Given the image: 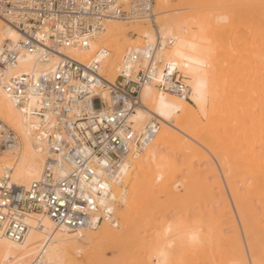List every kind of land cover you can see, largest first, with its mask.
<instances>
[{"label":"bare ground","instance_id":"6f19581e","mask_svg":"<svg viewBox=\"0 0 264 264\" xmlns=\"http://www.w3.org/2000/svg\"><path fill=\"white\" fill-rule=\"evenodd\" d=\"M170 1H154L158 65L130 116L136 129L155 117L159 130L143 153L127 158L104 182L96 201L98 215L109 217L71 232L43 211H25L15 218L23 227L19 238L7 235V223L0 228V264H64L95 242L116 249L125 264H264V0H178V8ZM6 37L19 39L12 30ZM155 38L148 24L110 20L91 35L87 48L61 51L99 63L112 83L119 74L134 76L131 52ZM59 60L20 51L0 78V186L26 189L39 179L47 156L39 105L30 98L17 107L3 84L13 74L51 71ZM165 73L177 74L185 98L158 87ZM100 97H106L104 90ZM214 118L226 142L204 130L202 121ZM3 131L12 132L10 143L2 142ZM164 149L184 155L188 175L178 182L174 176L167 181L178 169L170 168L176 159L163 155ZM208 154L215 162H209L211 172L194 174L192 160H207ZM235 161L241 164L231 170ZM157 175L159 182L168 176L170 188L161 181L155 193ZM154 210L165 213L162 222L172 213L183 216L149 241L143 232L162 223L155 222Z\"/></svg>","mask_w":264,"mask_h":264},{"label":"built area","instance_id":"2783aa9c","mask_svg":"<svg viewBox=\"0 0 264 264\" xmlns=\"http://www.w3.org/2000/svg\"><path fill=\"white\" fill-rule=\"evenodd\" d=\"M154 1L0 0V78L16 65L20 51L60 57L51 71L37 76L13 74L3 84L17 107L30 98L39 105L47 150L39 179L26 189L0 186V208L6 211L0 212V228L7 223L8 236H21L23 227L15 218L25 211H43L57 227L71 232L109 217L98 215L96 198L104 191V182L127 158L143 153L159 130L155 117L141 129L130 121L140 105V88L158 65ZM110 20L148 24L156 36L154 43L143 41L131 52L134 76L119 74L112 83L99 63L79 61L61 51L87 48L91 35ZM10 30L19 35L18 41L6 37ZM158 87L185 98L176 73H165ZM102 90L105 98L100 97ZM1 135L3 143H10L11 131Z\"/></svg>","mask_w":264,"mask_h":264},{"label":"rangeland","instance_id":"374dc122","mask_svg":"<svg viewBox=\"0 0 264 264\" xmlns=\"http://www.w3.org/2000/svg\"><path fill=\"white\" fill-rule=\"evenodd\" d=\"M171 4H172V7L178 8L176 6V5H178V0H171L170 5ZM224 11H225V9H224ZM179 12H185V10H183V11L181 10ZM157 18H159V15H157ZM128 36H130V35L128 34ZM234 60H236L235 56H234ZM227 65L228 66L229 65L235 66V63L231 62V63H227ZM231 85H233V84H231ZM230 87L231 86L228 85V88H230ZM242 94H243V92H242ZM248 118H249L248 116H244V115L241 117V119H244L245 121H248ZM218 121L219 120L216 118L209 120V121L203 120L202 124H203L204 130L207 129L206 131L209 130L210 132H214V134H216V137L218 138V141L222 142L224 139H221V138H224V137L220 132ZM2 130L3 129H1V131ZM162 153H163V155L169 156L171 161L175 158L176 163L175 164L173 163V166H171L170 168L175 169V167H176V169H178V171H176L177 173L174 171L175 174L173 173V175L169 176V178H168V176L162 177L160 179L161 181H163L162 183H164V181L167 180V178H168L167 181L169 182L173 176H174L175 180L178 182L183 177L188 175V170L185 168L186 166L183 165L184 155L182 153H176L175 154V153H172V151L170 149H164L162 151ZM172 157H174V158H172ZM212 161L214 162V158H212L211 155H209V154H208L207 160H199V159L195 158L192 160V164H191L192 168L191 169H192L193 173L196 175L197 174L199 175V174L210 173L211 170H210L209 162H212ZM240 164L241 163L239 161H237V163L235 161L233 166H232L233 169H231V170H234V168L238 167V165H240ZM216 169L218 171V174L220 175L217 165H216ZM157 177H160V176L157 175V176H154V178H153V181L154 182L156 181V183L153 182L155 193H159V191H161V189H162V184H159V183H161V181L159 182V178H157ZM206 180L209 181L208 183H210V181L213 182L214 177L210 176ZM166 182L164 184H166V186L168 185V187L170 188L171 184H168ZM121 211L124 213H127V211H125V209L123 207H121ZM162 213L163 212H161V211L159 212V210H154V214H155L154 218H155L156 223L162 222V216L165 215V213H163V214ZM172 214L167 216L166 220H164V222H162L160 224L159 228H156V229L151 228V227L147 228L143 232L142 235H144V237L147 238V240H149V241L156 240V238L158 237L160 232L163 231L171 222H173V221H175L178 218L183 216L182 211H180L178 213H172ZM98 246H100V247L98 248ZM64 264H125V263L122 261L121 256L119 255V253L117 252L116 249L110 247L109 245H104V244L99 245L98 242H95V245H92V247L91 246L84 247V252H83V254L80 255V257H78L77 259L67 258Z\"/></svg>","mask_w":264,"mask_h":264}]
</instances>
